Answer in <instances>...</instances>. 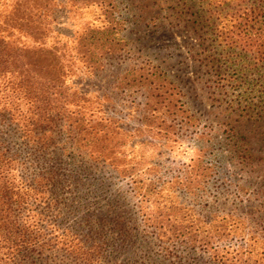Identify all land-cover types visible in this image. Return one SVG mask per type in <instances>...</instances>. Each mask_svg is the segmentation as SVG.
<instances>
[{"label": "rangeland", "instance_id": "1", "mask_svg": "<svg viewBox=\"0 0 264 264\" xmlns=\"http://www.w3.org/2000/svg\"><path fill=\"white\" fill-rule=\"evenodd\" d=\"M209 1L0 0L36 73L40 154L20 156L41 188L15 216L32 264H74L79 242L86 264H264V117L215 86Z\"/></svg>", "mask_w": 264, "mask_h": 264}, {"label": "trees", "instance_id": "2", "mask_svg": "<svg viewBox=\"0 0 264 264\" xmlns=\"http://www.w3.org/2000/svg\"><path fill=\"white\" fill-rule=\"evenodd\" d=\"M224 1L212 0L206 5L209 14L216 16L210 22L214 30L212 45L219 56L217 61L222 62L214 74L215 86L223 91L225 104L235 103L231 97L234 95L241 114H248L251 110L257 116L264 117V0H249L251 3L240 0L236 6V0H231L233 9L222 18V11L219 9ZM219 17L222 20L218 22ZM6 38L0 37V264H23L22 260H25L24 264H32L25 255L37 251L30 250L37 239L31 240L26 236L25 227L20 226L15 216L24 208L26 201L25 194H20V191L38 192L40 184L34 181L41 182V179L37 174L29 178L28 168L24 166L20 152L24 146V151L29 154L28 158L35 164L40 149H34L32 145L40 143L42 135L37 133L43 131L35 130L34 125L33 130L25 127V107L32 106L35 101L32 96L36 73L27 69L32 64L26 58L25 48ZM255 99H258L257 103ZM48 109L52 113L56 112L55 109ZM52 113L42 115V120L54 125L56 115ZM33 116L35 117L34 113ZM45 134L51 138L52 130L45 131L43 135ZM37 232V229H33L34 237ZM85 244L79 242L72 248L70 243L65 245L67 251L75 255L71 258L74 264L83 261L86 264L89 260L87 251L90 247ZM12 247H18V250L11 251Z\"/></svg>", "mask_w": 264, "mask_h": 264}]
</instances>
